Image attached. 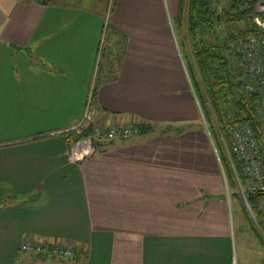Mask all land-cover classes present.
<instances>
[{
    "label": "crops",
    "instance_id": "crops-1",
    "mask_svg": "<svg viewBox=\"0 0 264 264\" xmlns=\"http://www.w3.org/2000/svg\"><path fill=\"white\" fill-rule=\"evenodd\" d=\"M180 5L0 0V264H264V227L202 123ZM95 93L93 125L157 129L76 162L67 134ZM256 207L264 220V196Z\"/></svg>",
    "mask_w": 264,
    "mask_h": 264
},
{
    "label": "trees",
    "instance_id": "trees-1",
    "mask_svg": "<svg viewBox=\"0 0 264 264\" xmlns=\"http://www.w3.org/2000/svg\"><path fill=\"white\" fill-rule=\"evenodd\" d=\"M260 2L264 0H181L177 23L180 52L230 184L238 185L228 154L231 149L228 130L232 125L251 126L264 153V115H261L264 110L259 102L261 97L259 94L247 95L244 92L243 67L242 72L233 69L229 50L233 42L261 33L253 22L258 16L256 7ZM139 126L141 134H149L157 129L151 124L142 123ZM166 127V132H185L184 128L174 129L172 125ZM67 135L70 147L81 138L72 132ZM246 193L252 207H256V198L264 195L249 191ZM257 212L256 218L264 227L261 213Z\"/></svg>",
    "mask_w": 264,
    "mask_h": 264
},
{
    "label": "built area",
    "instance_id": "built-area-1",
    "mask_svg": "<svg viewBox=\"0 0 264 264\" xmlns=\"http://www.w3.org/2000/svg\"><path fill=\"white\" fill-rule=\"evenodd\" d=\"M256 11L259 15L253 19V22L261 33L235 41L230 45V50H232V63L234 62L235 69L243 71L244 92L247 95L259 94L261 97L259 102L264 110V2L257 5ZM93 96L94 94L89 96L83 122L72 130V133L81 137L70 147V155L76 162L93 156L102 142L110 143L141 134L138 123L108 128L93 125L91 110ZM262 114L264 115V111L261 112ZM228 133L231 138V149L228 154L232 159L233 170L242 193L244 195L247 194L246 191L264 193V153L255 131L247 124H235L229 128ZM19 250L32 255L55 256L62 260L76 256L72 247L35 241H25Z\"/></svg>",
    "mask_w": 264,
    "mask_h": 264
},
{
    "label": "rangeland",
    "instance_id": "rangeland-1",
    "mask_svg": "<svg viewBox=\"0 0 264 264\" xmlns=\"http://www.w3.org/2000/svg\"><path fill=\"white\" fill-rule=\"evenodd\" d=\"M258 14V13H257ZM259 15V14H258ZM176 20L174 19L173 20V22H175ZM176 23V22H175ZM257 27V26H256ZM234 43V42H233ZM232 43V44H233ZM232 44H230V45H232ZM229 50H230V48H229ZM230 54H231V58H232V50H230ZM102 55H103V53H102ZM232 61H233V58H232ZM232 64H234V62L232 63ZM233 69L235 70V67L233 66ZM97 80V79H96ZM201 118H202V123H203V126H204V128H206V129H208V127H207V125H206V119L204 118V114H203V112H202V110H201ZM180 129V127H178V126H175L174 127V129ZM208 131V130H207ZM221 137H223V133H221ZM220 142H222L221 141V139H220ZM230 162L232 163V159L230 158ZM223 168V167H222ZM237 182H238V179H237ZM238 186L240 187V184H239V182H238ZM243 196V200H244V202H245V204H246V208H247V210H248V212L253 216V218H255V219H257L256 217V215H257V211H258V209H256V207H252L250 204H249V201H248V198H247V195H242ZM262 196H264V195H262ZM262 196H259V197H262Z\"/></svg>",
    "mask_w": 264,
    "mask_h": 264
},
{
    "label": "water",
    "instance_id": "water-1",
    "mask_svg": "<svg viewBox=\"0 0 264 264\" xmlns=\"http://www.w3.org/2000/svg\"><path fill=\"white\" fill-rule=\"evenodd\" d=\"M221 16V12H219L218 17ZM263 165H264V157H263Z\"/></svg>",
    "mask_w": 264,
    "mask_h": 264
},
{
    "label": "bare ground",
    "instance_id": "bare-ground-1",
    "mask_svg": "<svg viewBox=\"0 0 264 264\" xmlns=\"http://www.w3.org/2000/svg\"><path fill=\"white\" fill-rule=\"evenodd\" d=\"M91 86V85H90Z\"/></svg>",
    "mask_w": 264,
    "mask_h": 264
}]
</instances>
